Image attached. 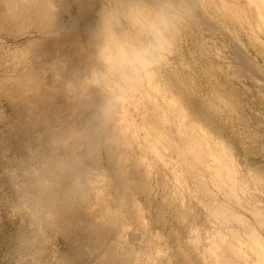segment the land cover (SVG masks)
<instances>
[{
  "label": "bare ground",
  "instance_id": "1",
  "mask_svg": "<svg viewBox=\"0 0 264 264\" xmlns=\"http://www.w3.org/2000/svg\"><path fill=\"white\" fill-rule=\"evenodd\" d=\"M140 1L0 0V43L4 35L31 38L23 47L0 44V99L9 102L2 106L0 101V210L19 218L13 234L0 222V242L31 248L32 226L41 231L48 222L67 243L68 249L60 257L66 264H88L96 261L93 256L99 252L102 258L96 264H141L140 250H132L141 241L147 264L151 261L146 253L148 240L154 248L165 238L178 249V264H264L260 261L264 260L261 238L249 229L241 232L226 224V220L235 219L227 204L231 200H216V190L211 189L214 184L225 191V179L235 175L233 162L228 163L225 155L221 157L218 148L209 149L208 154L215 159L204 162L198 170H193L189 161H170L167 150L174 143L171 128L179 134L175 142L179 144L182 136L196 159V134L204 131L196 120L188 119L190 113L170 89L165 90L171 94L166 98L170 107L158 101L165 131L158 139L164 149L147 151L140 141L137 111L131 106L134 103L155 110V102L144 98L152 96L154 89L159 91L160 85L156 76L144 81L145 75L154 71L149 70L151 62L145 55L150 49L139 44V36L148 30L155 36L151 39L157 37L169 45L150 10ZM233 1L232 5L224 4L236 18L238 14L236 21L239 23V15H244L245 23L264 32V2H253V9ZM74 7L78 19L73 16ZM86 44L91 46L84 47ZM88 48L101 58L108 71L106 77L101 78L93 66ZM114 76L120 77L121 86L116 89L110 83L109 93L104 91L106 95L101 98V80L109 82ZM96 81H100L99 87ZM147 86L154 89L148 93ZM135 92L143 98L137 99ZM204 139L208 141L205 135ZM13 155L18 157L17 167L24 170V179L19 182L17 169H10L6 162ZM35 163L39 167L33 166ZM183 175H187L184 180ZM232 182L231 192L227 189L225 194L234 202L236 182ZM44 208L49 210L46 217L41 212ZM202 212L204 221L199 219ZM206 223L211 228H207L204 239L199 232ZM169 225L170 232L164 236L159 229L166 230Z\"/></svg>",
  "mask_w": 264,
  "mask_h": 264
},
{
  "label": "rangeland",
  "instance_id": "2",
  "mask_svg": "<svg viewBox=\"0 0 264 264\" xmlns=\"http://www.w3.org/2000/svg\"><path fill=\"white\" fill-rule=\"evenodd\" d=\"M198 1L201 4L198 3ZM214 1H140L139 4H143V8H146L148 11L150 10L149 12L169 42V45H163L157 37L155 39H151L155 36L148 30L143 32V35L141 34L139 36V44H142L143 46L145 45V48L147 47V49H150L149 51H146L145 55L151 62L149 70L155 72V75L154 72L152 73L153 75H145L144 81L147 82L151 79V77L156 76L155 80L159 82L160 86L159 91L151 88L150 86V88L148 86L146 87V89L149 88V90L147 89L148 93L150 89H154L153 92L155 91L154 93L150 91L153 95L150 97L149 95H146V98H144L152 99L155 102V110L150 111L145 108L146 106L134 103L131 106V110L136 109L137 111V131L140 134L141 143L147 148L146 150L149 151L155 147H160L163 150L164 147H162V144L164 143L158 139V136L165 135V131L162 129L163 126L159 117L160 111L158 110V101L161 100V102H165L163 103L164 105L167 104L165 106H169V104H171L170 101L168 102L169 99H166L171 95L168 93L165 94L166 89H170L176 97L181 98L183 106L186 107L190 113L188 119L196 120L198 127L204 128V131L200 132L199 130L196 134L199 139L196 147V151L198 153L196 159L194 153H191V151L188 150V145H186V142L183 141L184 139L181 135L179 138V144L176 143L178 141L179 134L175 127V129L171 128L170 132L173 135L171 138L174 143L170 146V149L167 150L170 161H179L181 164H184L185 161L187 164L189 161L188 163L191 165L190 167L193 170H198L204 162L215 159L208 154L209 149L213 151L214 148H218L219 153H222L221 157L224 155L228 156H224L223 158H225L228 163L230 160L233 162L235 166V179H233L234 177L225 179L228 182L227 184H229L227 185L224 183L225 191L224 189H219L217 186L215 187L214 184H211V189L214 187L212 192L216 190L215 193L213 192V195L215 196V199L220 202H223L226 199L231 200H227L229 202H226L227 204L229 203V207L231 206L230 208L233 211L235 219L232 218L230 220H226V224H229L230 227L233 226L234 229L238 227L241 232H244L245 229H249L251 234H256L261 238L260 241L264 245V148H262L264 147V32H260L258 29L255 30V28L250 25L248 20L249 24L247 22L245 23V19L247 18L244 15H239V17H242L239 18L238 23L236 21L238 19V14L236 18V14L225 7L227 2L232 5L231 0H225L226 2L223 0H221L222 2L219 0ZM253 2L259 5L260 3H263L264 0L233 1L234 4L250 5L251 8H253ZM218 3L223 7L221 6V8ZM185 5L187 7H185ZM148 7L150 9H148ZM184 9H186V11ZM95 15V13L92 14V17L94 18H91L92 22L95 20ZM73 16L78 19L76 7H74ZM241 18L244 20H240ZM222 24H224L223 26L225 28L222 27ZM249 30H252L253 33H250ZM148 33L149 35L151 33V36H148ZM144 34H146L147 38ZM219 34L221 35L219 36ZM142 36H144V40H147L142 42ZM3 37L4 39H2V42L0 43L2 44V47L12 48L15 46L23 47V43L31 39L28 35L21 36L17 39L12 36L7 37V35H4ZM215 38L218 40H215ZM151 40H154L153 42L155 44L151 42ZM212 41L213 43L211 44ZM156 43H158V45H156ZM85 46L90 47L91 45L86 44L84 47ZM159 46L162 48L160 47L159 49ZM205 49L207 51H205ZM91 50V48H88V53L91 56V59L94 60L93 66L101 73V78L106 77L108 75V71L103 68L104 65L100 62L101 58L96 56L95 53H92ZM2 54L4 55V53ZM105 73L106 76L104 75ZM141 73H143V71H141ZM112 78L113 79L110 80H112L113 83L110 80L109 82L104 83L103 79H99L102 82H95L96 87H99L98 82L101 83V86L104 85L102 86L103 88H98L99 90L103 89L101 91L102 94L100 95L101 98L106 95L104 91L109 93L110 83L113 88L121 86L120 82L122 80L119 76H114ZM161 88H163L164 91ZM155 93H158L157 96L154 95ZM166 95H168V97ZM134 96L137 97V99L143 98L139 92H135ZM0 101L2 106H7L9 104L8 100L5 98L2 100L0 99ZM204 135L207 136L208 141L204 139ZM180 139H182L181 141L183 142H180ZM177 150L179 152L181 151V154H179ZM231 153L233 159L231 158ZM17 159L18 157L13 155L12 157H7L6 162L10 169H15V171L17 169V174H19L17 180L19 182L24 179V170H20V168H18L19 164ZM33 166L39 167V164L35 163ZM252 167H256L257 169L260 168L263 171H259L260 169L257 171L256 168L253 170ZM184 176L187 175H183L182 180L186 178ZM232 181L236 182V195L233 193V196L232 194V197L236 202H233L230 195L225 194L227 191L231 192L233 186ZM187 184L191 186V182H187ZM217 188L220 191H218ZM107 192L109 193L110 191ZM198 194V198H201L202 194ZM109 197L112 199L111 196ZM237 200H239V202ZM26 204L30 207V202H27ZM42 210L43 211L41 212L43 213V216H48L47 214H49V210L47 208ZM8 212L9 211H6V209L0 210V222L4 227V230H7V233L9 232V234H13L19 222V218L14 216L11 211L9 213ZM201 217L199 219L204 221L203 212ZM236 218L239 219L240 223L237 222ZM200 220L199 222L201 224L204 223ZM47 224L49 223L47 222ZM29 225H32L31 222H29ZM46 225L44 224V226L40 228V230L42 229L43 231H38L37 227L34 225L32 226L31 229H33L32 231L34 233L30 231L32 232L30 234V238L32 239L29 240H34V243L32 242L33 246L31 248L14 244L9 246L0 242V264H66L64 260H60V257L62 256V253L67 251V243H65L62 235L52 231L49 225H47L48 227H46ZM204 225H202V227L205 228L201 230L203 231L202 233L206 230L208 231L209 229L207 228H211L207 223ZM35 229L37 231H34ZM129 229L131 230L132 228ZM159 231L164 236H168L170 232V225L166 228V230L159 229ZM201 231L199 232V235L204 238L203 236L207 235V231L205 234H202ZM243 235L246 236L245 233H243ZM171 245L172 244H170L167 238H165V241L163 239L160 245L153 248L152 242L149 243L148 240L146 253L148 254V259L151 260L149 262H153V264H178L176 255V250L178 249ZM39 247L42 248L40 249ZM141 247L142 241L141 243L138 242V244L132 246V250L136 251V248L140 250L139 257H142L141 264H146L143 257L145 254L143 253L145 248H142L141 250ZM254 247L259 248V245H255ZM157 250L159 252L158 254L156 252ZM39 251L41 252V256H43L41 260L38 259V256L40 255ZM100 255H102V252H99L93 257L96 258V261H100L102 258ZM122 256L125 257L126 255L123 254ZM161 259L164 261L162 262ZM96 261L92 259L88 262V264H96ZM159 261L160 263H158ZM260 261L264 260L262 259ZM149 262L147 264H151Z\"/></svg>",
  "mask_w": 264,
  "mask_h": 264
}]
</instances>
